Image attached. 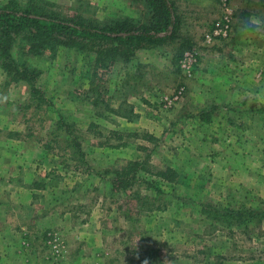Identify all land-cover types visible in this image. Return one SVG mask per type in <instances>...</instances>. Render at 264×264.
<instances>
[{"label":"rangeland","instance_id":"rangeland-1","mask_svg":"<svg viewBox=\"0 0 264 264\" xmlns=\"http://www.w3.org/2000/svg\"><path fill=\"white\" fill-rule=\"evenodd\" d=\"M47 1L100 22L149 16L144 0ZM173 1L172 39L137 44L95 74V53H31L16 36L11 51L39 69L53 110L29 104L28 85L0 67V264H142L150 249L158 258L148 264H264V219L229 225L201 210L264 205V104L245 99L264 89V41L235 31L264 0H227L225 36L213 32L221 0ZM59 116L74 124L94 173L138 159L176 178L159 196L138 173L124 190L109 186L113 172L90 174L49 140Z\"/></svg>","mask_w":264,"mask_h":264},{"label":"trees","instance_id":"trees-1","mask_svg":"<svg viewBox=\"0 0 264 264\" xmlns=\"http://www.w3.org/2000/svg\"><path fill=\"white\" fill-rule=\"evenodd\" d=\"M149 16L145 23H130V20L100 22L94 17L77 12H64L47 0H2L0 1V67L10 81H23L29 88V104L35 108L52 111L42 90L37 85L39 69L17 58L11 51L16 36H21L27 52L40 53L43 50L55 52L60 45L77 49L85 58L95 53L93 72L100 66L112 63L121 55L128 58L137 44H160L172 39L180 25V17L173 0H144ZM91 83V81H90ZM97 83H93L92 90ZM44 106V108H43ZM50 141L62 140L71 158L83 165L90 174L105 175L113 172L108 179L109 186L125 189L134 182L138 173L145 189L153 190L156 196L164 192L162 183L174 180L177 172L173 167H152L147 161L131 159L113 170H95L86 165L87 160L81 147L79 134L72 122L59 116L53 120ZM44 143V145H46ZM49 144V143H48ZM142 172V173H139ZM149 173V174H147ZM102 174V175H101ZM142 174V176H141ZM154 175L155 178H152ZM157 177V178H156ZM202 212L212 220L226 224H244L264 219V205L247 206L244 204L217 205L202 203ZM150 249L142 254V262L158 258V253ZM157 260L155 264H160ZM163 262V261H162Z\"/></svg>","mask_w":264,"mask_h":264},{"label":"clouds","instance_id":"clouds-1","mask_svg":"<svg viewBox=\"0 0 264 264\" xmlns=\"http://www.w3.org/2000/svg\"><path fill=\"white\" fill-rule=\"evenodd\" d=\"M235 31L242 42L264 41V12H250L247 16L239 18ZM7 99L6 95L0 94V103H5ZM245 99L264 104V89H260L250 98L245 97ZM142 264H148V261L144 260Z\"/></svg>","mask_w":264,"mask_h":264},{"label":"built area","instance_id":"built-area-1","mask_svg":"<svg viewBox=\"0 0 264 264\" xmlns=\"http://www.w3.org/2000/svg\"><path fill=\"white\" fill-rule=\"evenodd\" d=\"M222 5L225 7L224 8V13L222 15V17L216 21L215 25H214V34H218V35H222L225 36L228 34L229 30H230V24H231V11L230 9L227 7V0H221ZM189 55L188 52H186V55ZM191 55V54H190ZM185 65V63H183ZM181 92V89L177 90L174 93V97H177Z\"/></svg>","mask_w":264,"mask_h":264}]
</instances>
